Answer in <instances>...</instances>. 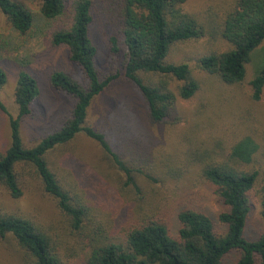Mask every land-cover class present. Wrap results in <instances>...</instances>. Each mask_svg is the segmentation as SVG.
Segmentation results:
<instances>
[{"label":"trees","instance_id":"16d2710c","mask_svg":"<svg viewBox=\"0 0 264 264\" xmlns=\"http://www.w3.org/2000/svg\"><path fill=\"white\" fill-rule=\"evenodd\" d=\"M34 1L39 2L37 17L21 0H0V12L19 37L38 30L40 22H55L48 32L49 43L66 48L69 61L81 70L85 85L62 72L49 75L50 86L70 96L73 107L59 127L25 146L20 122L31 114L39 90L29 73H18L13 94L17 115L8 116L10 143L0 153V186L12 199L21 198L22 171L24 167L32 168L44 192L56 200L68 218L71 230L80 234L86 219L92 224L90 206L93 210L97 206L94 201L89 205L85 193L81 197L65 179L57 177L47 156L84 135L99 147L104 159L123 173L128 201L121 203L125 217L120 224L124 226H116L113 231L103 226L99 215H93V229L89 233L82 230L81 242L87 252L81 264H225L229 257L234 258V264H264V163L255 156L260 146L251 136H245L234 138L229 147L218 145V151L202 149L205 142L198 134L209 135L202 131L201 113L185 119L178 106V100H189L199 91L200 80L186 62L168 61L175 44L210 37L207 53L195 62V69L223 85L239 86L247 65L252 64L251 99L259 101L264 88V0H232L219 15L205 17L204 21L183 10L187 0ZM99 8L111 29L107 41L110 54L121 57L123 80L144 102L140 117L144 123H138L151 132L168 122L173 128L193 120L190 128L178 136L185 148L174 156L183 163L169 159L163 163L165 171L156 173L158 167L153 160L150 174L145 176L173 186V193L180 185H185L186 192L206 186L217 200L219 210L215 215L202 209L196 199L185 200L172 211L176 222L172 226L169 214L165 208L162 210L165 201L153 199L159 193L154 189L143 191L137 184L136 175L143 170L132 168L122 153L112 149L108 133L88 124L92 101L118 76L101 78L96 67L97 48L89 31ZM5 82L0 69V90ZM0 111L7 114L1 101ZM163 131L158 134L159 142ZM198 139L201 144L195 142ZM120 140L123 154L141 155L140 146L149 148L153 143L145 139L144 133ZM160 144L169 146L166 142ZM176 145L182 144L177 141ZM168 194L171 199L175 197ZM256 207L259 225L254 229L251 216ZM250 230L254 232L250 234ZM6 235H11L31 258L28 264H61L48 236L28 219L0 212V237Z\"/></svg>","mask_w":264,"mask_h":264},{"label":"rangeland","instance_id":"374dc122","mask_svg":"<svg viewBox=\"0 0 264 264\" xmlns=\"http://www.w3.org/2000/svg\"><path fill=\"white\" fill-rule=\"evenodd\" d=\"M231 1L187 0L183 10L204 21L205 17L219 15ZM21 2L31 14L38 16V1L21 0ZM98 13L89 31L90 38L97 48L96 67L101 78L118 76L100 96L92 101L88 109V124L99 126L100 131L108 133L112 149L122 153L132 168L143 170L141 174L136 175L137 184L144 189L143 191L154 189L159 193L153 199L165 201L162 210L165 208L169 214L172 226H176L172 211L185 200L196 199L202 209H207L215 215L219 210L217 200L206 186L199 188V191L194 189L186 192L185 185H180L173 193V186H168L166 183L162 185L159 178L148 180L145 176L146 173L150 174L149 166L153 160L158 167L156 173L165 171L162 166L169 159L178 163L176 160L178 158L174 155L185 148V142L178 136L190 128L193 120L189 123L182 121L173 128L168 122L165 126L154 127L151 132L146 131V126L140 124L144 123V120L140 119L145 108L144 102L141 96L123 80L122 59L112 56L109 51L107 41L111 29L107 25L108 20L101 16L100 8ZM55 26V22H40L38 30L34 29L31 34L19 37L0 12V69L6 77V82L0 90V101L7 110V114L0 111V153L10 143L8 116L14 118L17 115L13 94L20 71L29 73L37 82L39 90V96L31 106V114L20 122L21 139L25 146L33 145L45 134L59 127L73 107L74 100L70 96L50 86L49 75L52 72H62L85 85L81 70L69 61L66 48L50 45L48 32ZM209 39L210 37L205 36L200 40L177 43L170 50L168 61L186 62L200 80V89L191 99L178 100L180 115H185V119H188L195 118L197 113H201L199 119L202 122V131L205 130L209 135L198 134L205 143L201 144L199 139L195 142L201 144L202 149L218 151V145L229 147L234 138L251 136L260 146L255 156L263 164L264 88L259 101H253L249 86L253 74L252 64L247 65L245 79L239 86L223 85L218 80L198 72L195 69V62L207 53ZM216 46L221 47V44L216 43ZM162 129L164 131L160 142H166L169 146L162 147L157 139ZM142 133L145 134L146 140L153 142L150 147L147 148L144 144L140 146L143 150L141 155L135 152L123 154L121 137L134 138ZM177 141L181 142V147H177ZM47 161L57 177L65 179L81 197L82 193H85L89 205H93L94 201L97 206L98 210H93V206H90L89 218L92 216L90 218L92 224L90 220L84 221L83 229L88 231L87 233L93 229V215L101 217L104 221L103 226L108 231L115 230L116 226H124L120 224L125 217L121 203L128 201L126 188L123 187L124 175L108 159L103 158L95 143L84 135H78L69 144L53 150L47 156ZM178 161L183 163L179 159ZM22 174L24 184L21 198L12 199L0 186V212L26 218L46 234L61 264H81L84 253L87 252L81 242L83 229L80 234L71 230L68 218L58 208L56 200L44 192L32 168L24 167ZM99 190L101 193L98 192ZM169 192L171 196L175 195L173 199L169 197ZM258 211L256 207L251 216V225L254 229L259 225ZM253 232L249 231L250 234ZM30 261L31 258L18 246L11 235L0 237V264H28ZM234 262V258L229 257L226 258L225 264H234Z\"/></svg>","mask_w":264,"mask_h":264}]
</instances>
